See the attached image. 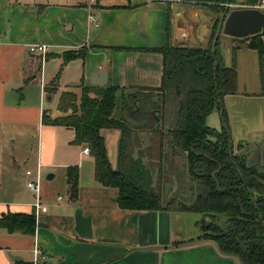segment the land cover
Returning a JSON list of instances; mask_svg holds the SVG:
<instances>
[{"label":"crops","instance_id":"crops-1","mask_svg":"<svg viewBox=\"0 0 264 264\" xmlns=\"http://www.w3.org/2000/svg\"><path fill=\"white\" fill-rule=\"evenodd\" d=\"M196 2L125 0L118 4H101L95 0L88 6L84 4L86 7L75 6L71 11L83 16L78 37L59 38L58 44L65 49L60 52L47 51L46 47L47 56L43 61L60 57L68 50L84 49V57L75 59L85 58L84 73L87 79L104 69L106 84L159 87L162 54L142 48L162 47L166 42L206 46L215 15L206 7V1ZM8 5H12L10 11H7ZM49 5L52 4L0 0V122H35L34 167L31 171L26 169L31 174L27 175L25 171V176L29 179L27 183L37 179L39 182L38 193L30 188L35 194H30L29 190L27 193L19 192L15 186L18 177L16 173L11 174L10 181L15 185L11 187L9 197L0 200V214L7 211L34 212L36 220L31 235L20 231L9 232L0 227V264H240L235 257L222 255L209 241L185 240L173 245L175 240L200 232L195 224L203 217L200 213L175 211L173 213L180 214L174 216L169 211L119 208L117 188L103 186L95 179L94 158L84 151L87 146L73 142L74 130L42 123V114L46 112L42 97L46 95L44 86L49 81L40 82L42 90L35 96L36 101H26L21 93L16 96L15 91L20 89L16 87L22 81H31L36 78V73L41 72L43 61L38 63L40 57L37 56L40 52H30L29 46L48 44L28 41L44 33L39 25L41 14ZM198 6L211 12L201 29L189 18L188 9H184H194L196 16L195 8ZM8 12L11 16L9 22L13 18L9 27L5 17ZM69 19L71 23L65 27L66 31L73 30L76 25L74 19ZM233 42L234 39L224 36L223 53L218 52L222 64L234 66L236 70V91L225 94L221 104L229 126L233 152H238V144L241 143L243 147L239 153L244 156V152L251 155L253 148L264 143V54L260 59L256 49L236 48ZM73 91L80 95V90ZM57 112L61 115L60 111ZM213 112L221 128L223 110L222 115L220 109ZM69 129L72 132L63 139L62 133ZM101 133L109 162L114 166L119 132L102 130ZM58 136L61 138L57 139ZM88 157L91 162L86 160ZM68 166L78 167V196L75 201L70 200L68 195L65 172ZM84 170L88 175L86 180L82 179ZM13 171L17 172V169ZM46 173L53 174V177L43 182L42 177ZM57 174L62 175L67 204H61L62 197L52 184ZM77 208L82 210L84 216H91L92 237L89 239L79 237L74 230V212Z\"/></svg>","mask_w":264,"mask_h":264},{"label":"trees","instance_id":"trees-1","mask_svg":"<svg viewBox=\"0 0 264 264\" xmlns=\"http://www.w3.org/2000/svg\"><path fill=\"white\" fill-rule=\"evenodd\" d=\"M202 1L215 15L206 46L166 42L162 47L142 48L162 54L159 87L98 86L81 81L80 95L62 90L57 100L61 115L44 112L42 123L74 130L73 142L87 146L94 158L95 179L117 188L119 208L200 213L203 217L196 225L201 234L190 240L209 241L222 255L242 264H264V169L258 172V167H247L239 153L241 143L230 156L224 109L220 130L206 124L207 115L220 109L219 100L236 91V70L222 64L218 41L212 57L214 34L225 9L222 3L227 0ZM247 38H251L248 47L256 49L261 59L260 34ZM84 55V49L68 50L61 57L66 64ZM58 76L44 86L48 95L57 91ZM130 110L146 124L136 126L126 120ZM102 130L119 132L115 167L109 162ZM65 172L69 199L75 201L78 167L68 166ZM172 177L178 185H187L189 199L164 197ZM35 220L34 212L7 211L0 214V227L31 235Z\"/></svg>","mask_w":264,"mask_h":264},{"label":"rangeland","instance_id":"rangeland-1","mask_svg":"<svg viewBox=\"0 0 264 264\" xmlns=\"http://www.w3.org/2000/svg\"><path fill=\"white\" fill-rule=\"evenodd\" d=\"M15 0H12V3ZM24 3H40V4H52L50 7H47L45 11L41 14V22H40V28L44 31L43 34H40L39 36H36L35 39L29 40L30 43H47V51L49 50H57L62 51L65 48H63V45H59V38L62 40L65 39V36H71L74 35L77 36L80 28L81 21L83 20V16H81L80 13H75L71 11V9H74L75 6L80 7H86L93 3L95 0H19ZM101 4H118L123 3L125 0H98ZM234 3H238L244 7V5H248L245 3V0H234ZM58 4V5H57ZM61 4V5H60ZM206 4V3H205ZM224 4V3H223ZM222 4V5H223ZM7 11H10L12 5L7 6ZM238 7V8H240ZM45 8V7H43ZM184 7H182L183 9ZM185 11H189V18L194 21V24L196 27L201 29L208 21V16L211 14V12L203 6H198L195 8L196 10V16L194 14V9L192 8H184ZM87 11V9H86ZM6 22L8 23V26L12 24L13 18H11L9 12L6 14ZM14 17V16H13ZM40 17V16H39ZM68 18L74 19L76 22V25L73 30L66 31L65 27L67 24L71 23V19L67 20ZM11 26V25H10ZM79 26V27H78ZM194 27V26H193ZM16 33V37H17ZM27 37V34H25ZM30 37V36H28ZM78 37V36H77ZM223 37L224 35H220L218 39L217 44V50L221 54L223 53ZM261 39V38H260ZM209 39L207 40V42ZM243 41V40H241ZM244 41L248 44L251 41V38H245ZM262 41V40H261ZM27 42V43H28ZM263 42V41H262ZM52 44V46H50ZM264 44V42H263ZM37 56L40 57L38 59V63L43 61L44 57L47 55H42L41 53H38ZM84 59H75L71 62L64 64L62 57H52L48 58V60H44L42 64L41 69V76L40 73H36L37 76L31 81H22V83L19 85L20 88L19 91L16 90V96H19V93H21V96L26 99V101H36L35 96L37 97L39 92H41L40 82H50L53 77H55L56 74L59 73L58 80H57V91L53 94L44 95L42 97L43 100V109L46 111L47 114H59L57 112V100L59 93L62 90L66 89H73L77 92H79V87L77 84H80L81 81L84 83H88L87 77H85L84 73ZM37 68V64L35 66ZM39 69V67H38ZM41 78V80H40ZM93 93L91 92L90 95ZM48 96L50 97L48 99ZM23 98V99H24ZM35 122H30L29 124H21V123H10L6 124L5 122H0V200L3 198L9 197V193L11 190V187L15 184L10 181L11 174L14 175L16 173L18 177V181L15 186H17V189L19 192H25L29 190L30 194H35L27 187V181L29 180L25 176L26 169H29L30 171L34 167L33 165V155L35 152L36 147V134H37V126L34 124ZM206 123L208 126L212 128H220V122L218 117L216 116L215 112H211L206 117ZM65 130V129H64ZM72 132L71 129L65 131L62 133L63 139H66V135ZM61 137H57V139H60ZM33 159V160H32ZM86 160H89L91 162V158L88 157ZM87 162L85 161V164ZM86 168V165H85ZM17 169V172H14L13 170ZM91 173V172H89ZM83 174L85 176H82V179L86 180L88 179V175L86 174V170H84ZM46 174L43 175V182H48L46 179ZM62 175H58L54 181H52V184L55 185V188L57 191H59V195L62 197L63 203H68L65 199V190L63 191L62 186L64 185L61 183V177ZM30 178V177H29ZM90 179V175H89ZM67 190V189H66ZM178 192V191H176ZM30 196V195H29ZM169 196L168 193H164V197ZM190 229V226H189ZM194 232H196V229H193Z\"/></svg>","mask_w":264,"mask_h":264},{"label":"water","instance_id":"water-1","mask_svg":"<svg viewBox=\"0 0 264 264\" xmlns=\"http://www.w3.org/2000/svg\"><path fill=\"white\" fill-rule=\"evenodd\" d=\"M188 2H196L198 0H186ZM227 2H230L227 0ZM264 26V13L261 12L259 9L256 8H249V7H241V8H233L229 9L228 5H225V9L220 14L217 28L214 34L213 42H212V57H215V51H216V44L220 37V35L229 36L232 39H234L233 46L239 47L242 49H246L248 45L241 41L247 37H250L252 35L260 34L262 28ZM217 62L214 61V65L216 67ZM89 83L91 85H98V86H104L107 81V74L106 70L102 69L97 73L92 74L89 77ZM220 105V115H222V104L219 100ZM127 120L131 121L133 125H140V124H146L145 121H139L135 120L130 117H126ZM224 124V123H223ZM229 134V153L230 156H232V144L230 139V132L227 131ZM147 138V134L144 135V139ZM118 144V141H117ZM252 154L249 155L248 152H244V156L247 158V167L251 168L254 166H258V172L263 171L264 169V143L260 146H257L251 150ZM117 154H118V146L116 151V162H117ZM53 177V174H48L47 179H51ZM162 211V210H158ZM169 212H175V211H169ZM174 216H177L176 214H180L178 212L173 213ZM175 217H174V223H175ZM201 219V217H200ZM198 219V221L200 220ZM197 221V222H198ZM74 230L76 234L81 238L89 239L92 237V226H91V216H84L82 214V210L80 208H77L74 212ZM196 222V223H197ZM195 223V224H196ZM175 226V224H174ZM197 227V225H196ZM199 230V229H198ZM201 233L198 232L197 235L192 234L190 236H187V238L175 240L173 243L181 242L185 240L195 239L198 237ZM242 264V262H240Z\"/></svg>","mask_w":264,"mask_h":264},{"label":"built area","instance_id":"built-area-1","mask_svg":"<svg viewBox=\"0 0 264 264\" xmlns=\"http://www.w3.org/2000/svg\"><path fill=\"white\" fill-rule=\"evenodd\" d=\"M172 1L180 2L181 0H172ZM224 5H228L229 9L238 8V7L242 6V5H240L238 3H234V2H226V3H224ZM244 7L256 8V9H259L261 12L264 13V0H257L255 4L244 5ZM260 38L264 42V26L260 32ZM46 47H47L46 45L32 44L29 46V51L32 53L40 52L42 55H44L45 51H46ZM84 151L89 152L87 147L84 149ZM26 174L30 175L31 172L26 171ZM27 187L30 188L35 193H38V187H39L38 179L29 181L27 183Z\"/></svg>","mask_w":264,"mask_h":264},{"label":"flooded vegetation","instance_id":"flooded-vegetation-1","mask_svg":"<svg viewBox=\"0 0 264 264\" xmlns=\"http://www.w3.org/2000/svg\"><path fill=\"white\" fill-rule=\"evenodd\" d=\"M185 2H188L185 0ZM191 3V2H189ZM195 3H198V2H195ZM185 4V3H184ZM244 41V40H243ZM133 115H139L138 113L135 114L134 110H130L127 114L125 113V119L126 117H130V118H133L135 119V117H133ZM127 120V119H126ZM137 120V119H135ZM129 121V120H128ZM141 121V120H139ZM131 122V121H129ZM146 122V121H145ZM141 125V124H140ZM166 188V193H168V195L170 196H177V197H182V198H187L189 199V188L187 187V185L183 186V185H178L175 181H174V178H170V181H169V186H165ZM178 191V192H176ZM169 196H166V197H169Z\"/></svg>","mask_w":264,"mask_h":264}]
</instances>
